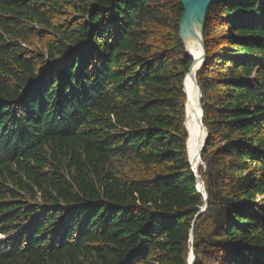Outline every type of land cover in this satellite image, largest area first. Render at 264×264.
<instances>
[{
  "label": "trees",
  "instance_id": "obj_1",
  "mask_svg": "<svg viewBox=\"0 0 264 264\" xmlns=\"http://www.w3.org/2000/svg\"><path fill=\"white\" fill-rule=\"evenodd\" d=\"M208 9L193 226L182 0H0V264H264V0Z\"/></svg>",
  "mask_w": 264,
  "mask_h": 264
},
{
  "label": "bare ground",
  "instance_id": "obj_2",
  "mask_svg": "<svg viewBox=\"0 0 264 264\" xmlns=\"http://www.w3.org/2000/svg\"><path fill=\"white\" fill-rule=\"evenodd\" d=\"M203 17V12L197 15L194 12L191 13V17L188 20L190 25L186 26V31H184V38L187 42L188 49L190 53L196 59V61H201L202 57V43L200 41L201 37V18ZM195 72H189L184 79V89L186 90V95L188 98V103L186 106V122L187 129L189 132L188 139V154L193 163V168L199 170L200 157L199 151L205 136V127L203 122H201L202 117V107L200 106V89L197 87L194 74Z\"/></svg>",
  "mask_w": 264,
  "mask_h": 264
},
{
  "label": "water",
  "instance_id": "obj_3",
  "mask_svg": "<svg viewBox=\"0 0 264 264\" xmlns=\"http://www.w3.org/2000/svg\"><path fill=\"white\" fill-rule=\"evenodd\" d=\"M211 1L212 0H182V4H183V9H184V14L180 20V38L181 40L184 42L185 44V47H186V51L187 53L193 58V62L191 64V66L189 67L188 69V72L186 73V75H188L189 72H192L194 71L196 77H195V81H196V84H197V87H199L200 89V100H199V103H200V106L202 107V117H201V122H203V125L205 127V136H204V140H203V143L201 145V148H200V151H199V157H200V160H201V164L206 167V165L204 164V161L202 159V150L206 147L207 145V140H208V128L204 122V107L202 105V96H203V93H202V89L197 81V71L199 70V68L203 65V63L205 62V56H206V45H205V41H204V30H205V22L207 20V15H208V8L211 4ZM194 12L195 15L199 14V13H202L203 12V17L201 18V37H200V41L202 43V59L201 61H196V59L192 56V54L190 53L189 49H188V45H187V42L185 41V38H184V31H186V26L185 25H190L188 20L190 19L191 17V13ZM191 20V19H190ZM183 90L185 91L186 93V90L184 89V82H183ZM187 102V100H186ZM186 105V104H185ZM187 114V113H186ZM189 163H190V166H191V170H193L195 176H196V179H197V189L199 191V193H201L203 195V204L200 208V211L197 213V215L194 217L195 220L193 222V226L195 225L196 221H197V217L202 213L204 212L207 208H208V202H207V197H208V193H207V189H206V186H205V182L204 180L202 179V175L200 173V170H197V169H194L193 168V163L190 159V156H189ZM190 234H191V246H190V254H189V258H188V264H195V260H196V256H195V250H194V241H195V234H194V228L191 229L190 231Z\"/></svg>",
  "mask_w": 264,
  "mask_h": 264
},
{
  "label": "rangeland",
  "instance_id": "obj_4",
  "mask_svg": "<svg viewBox=\"0 0 264 264\" xmlns=\"http://www.w3.org/2000/svg\"><path fill=\"white\" fill-rule=\"evenodd\" d=\"M205 28H206V26H205ZM205 31V30H204ZM180 36V35H179ZM189 51H190V49H189ZM193 56V55H192ZM187 103H188V98H187V102H186V105L185 106H187ZM188 107V106H187ZM186 118H187V116H186V114H185V125H186V128H187V122H186ZM200 166H203V165H201V163H200ZM200 166H199V168H200Z\"/></svg>",
  "mask_w": 264,
  "mask_h": 264
}]
</instances>
